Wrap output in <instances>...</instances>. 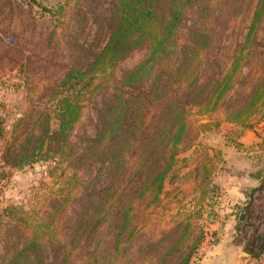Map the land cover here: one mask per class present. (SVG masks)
<instances>
[{
	"label": "trees",
	"instance_id": "trees-1",
	"mask_svg": "<svg viewBox=\"0 0 264 264\" xmlns=\"http://www.w3.org/2000/svg\"><path fill=\"white\" fill-rule=\"evenodd\" d=\"M209 2L108 3V15H103L98 28L103 34L101 44L83 53V65L68 70L54 88L50 108L38 115L21 135L18 148L4 160L15 170L38 160L68 161L70 172L59 176L61 183L50 192L43 217H33L22 207L5 210L10 227L0 264H47L46 247L52 251V264L191 263L203 235L197 220L203 216V206L208 207L205 202H212L217 194L216 185L209 183L206 163L187 173L198 178L199 198L190 201L196 214L193 208L183 213L176 207L177 212L169 215L171 225L151 227V217L159 218L156 212L164 209L163 200L168 199L166 180L184 179L177 175V157L191 150L197 137L191 135L190 115L193 110L202 116L224 113L227 123L243 129L250 116L257 122L264 117V111L257 117L258 107L264 104V77L253 81L251 97L242 95L236 101L229 96L239 83L242 67L257 57L250 50L264 24V0L230 58L213 56L210 38L196 29L188 46L178 43L188 11L201 3L204 12L199 18L205 17ZM136 52L142 53L141 60L120 73V64ZM98 96L97 124L78 155L72 131L84 104ZM83 170L90 179L80 189ZM258 199L262 205H256ZM74 203L79 207L66 224L63 241L62 224ZM252 208L259 209L256 218L264 225V182L246 194L241 210L246 217L240 225ZM259 240L254 235L245 245L254 257H258L255 247L264 248Z\"/></svg>",
	"mask_w": 264,
	"mask_h": 264
},
{
	"label": "rangeland",
	"instance_id": "rangeland-1",
	"mask_svg": "<svg viewBox=\"0 0 264 264\" xmlns=\"http://www.w3.org/2000/svg\"><path fill=\"white\" fill-rule=\"evenodd\" d=\"M110 2L0 0V259L8 240L6 230L10 227L5 210L22 207L33 217H43L50 192L61 183L59 176L63 171L67 173L66 176L70 172L68 161L57 164L56 160H38L15 170L7 166L4 160L12 150L18 148L21 135L31 129L38 115L50 108L54 88L59 86L68 70L83 65L86 60L83 53L101 44L103 34L98 28L103 15H108L107 5ZM260 2L210 0L205 12L207 15L201 18L199 16L204 12V5L199 3L186 15L179 31V45L188 46L190 35L196 29L210 38L213 56L230 58L235 50V42L244 40L246 27L254 11L259 9ZM254 44L250 51L257 57L242 67L239 83L229 94L232 100L237 101L242 95L251 97L253 81L264 77V24ZM141 58L142 53H132L120 64L119 72L130 70ZM94 100L84 104L80 119L72 131L71 142L78 155L83 151L85 140L92 137L97 124L99 96ZM258 108L257 117L264 111V104ZM224 118V113L202 116L192 111L189 119L191 135L197 137L191 150L177 157V175H184V179L166 180L164 192L169 195L162 203L165 215L164 209L158 210L156 215L159 218L151 217V227L171 225L169 215L177 212L176 207H180L183 213L193 208L194 203L190 205V201L194 198L196 202L199 198L196 188L198 178L193 175L187 177V173L196 164L206 163L210 170L209 183L216 185L217 194L212 202H205L208 207L203 206V216L197 220L203 227V235L190 264H207L202 258L220 238L238 247V252L231 259L227 257L223 264H264V248L255 247L253 253L258 257H254L246 251L245 246L254 235L260 239L259 245H264V225L256 218L259 209L248 210L247 221L242 225L238 223L241 215L243 219L246 216L241 211L244 204H234L238 202L236 194L239 189L231 180L239 178L241 171L254 170L250 165L257 162L258 154H255L254 145L249 147V141L252 144L261 140L259 135L264 126L259 125L261 121L257 122L255 116L249 117L246 129L227 123ZM248 147L251 151H247ZM11 155L14 156L13 153ZM183 159L186 162H182ZM79 175L80 189L87 187L90 176L85 170ZM262 204L263 201L258 199L256 205ZM78 207L74 203L67 212V220L62 224L59 235L63 241L67 238L66 224L74 219ZM193 211L196 214L197 210L193 208ZM52 256V251L46 247L47 264H52Z\"/></svg>",
	"mask_w": 264,
	"mask_h": 264
},
{
	"label": "crops",
	"instance_id": "crops-1",
	"mask_svg": "<svg viewBox=\"0 0 264 264\" xmlns=\"http://www.w3.org/2000/svg\"><path fill=\"white\" fill-rule=\"evenodd\" d=\"M260 121L259 125L264 126L263 118L260 119ZM261 133L262 134L259 135L261 140L255 141L252 144L251 141H249L250 145L248 143L249 147L252 145L255 146V154H258L256 160L257 162L254 165H250V167L254 170L249 169L241 171L242 173L239 175V178L231 179L240 190H238L236 194V200H238V202H235L234 204H245L246 194L250 190L258 187L261 182H264V129H262ZM247 151H251L250 148ZM220 239L219 242L213 246L212 250L210 249L211 251L209 250V252L204 254L202 259L206 260L207 264H223L227 261V259H231L238 252V247L234 246L232 242L229 243L227 239Z\"/></svg>",
	"mask_w": 264,
	"mask_h": 264
},
{
	"label": "water",
	"instance_id": "water-1",
	"mask_svg": "<svg viewBox=\"0 0 264 264\" xmlns=\"http://www.w3.org/2000/svg\"><path fill=\"white\" fill-rule=\"evenodd\" d=\"M242 219H243V215L240 216V220H242Z\"/></svg>",
	"mask_w": 264,
	"mask_h": 264
}]
</instances>
